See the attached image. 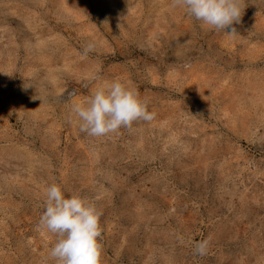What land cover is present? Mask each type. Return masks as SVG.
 <instances>
[{
  "label": "rangeland",
  "instance_id": "rangeland-1",
  "mask_svg": "<svg viewBox=\"0 0 264 264\" xmlns=\"http://www.w3.org/2000/svg\"><path fill=\"white\" fill-rule=\"evenodd\" d=\"M245 2L228 35L171 0H0V264H54L51 184L102 210V264H264V0ZM114 80L155 118L89 137L72 107Z\"/></svg>",
  "mask_w": 264,
  "mask_h": 264
},
{
  "label": "clouds",
  "instance_id": "clouds-1",
  "mask_svg": "<svg viewBox=\"0 0 264 264\" xmlns=\"http://www.w3.org/2000/svg\"><path fill=\"white\" fill-rule=\"evenodd\" d=\"M171 7L180 8L210 31L236 35L234 24H240L245 0H171ZM228 29L229 31H225ZM94 50L92 43L84 46L83 55ZM92 79H96L93 77ZM30 86V85H29ZM149 101L134 87L120 80L94 88L86 100L72 107L79 131L98 138L131 130L136 122H151L155 112L149 111ZM44 211L36 225L37 231L50 233L55 242L48 251L54 264H102L103 215L95 202L80 195H65L58 184L45 190ZM210 238L195 245L194 255L204 256Z\"/></svg>",
  "mask_w": 264,
  "mask_h": 264
}]
</instances>
